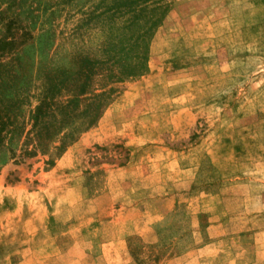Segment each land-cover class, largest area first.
Masks as SVG:
<instances>
[{
  "label": "rangeland",
  "instance_id": "1",
  "mask_svg": "<svg viewBox=\"0 0 264 264\" xmlns=\"http://www.w3.org/2000/svg\"><path fill=\"white\" fill-rule=\"evenodd\" d=\"M96 1L0 0V264H264V0H165L106 58Z\"/></svg>",
  "mask_w": 264,
  "mask_h": 264
},
{
  "label": "trees",
  "instance_id": "2",
  "mask_svg": "<svg viewBox=\"0 0 264 264\" xmlns=\"http://www.w3.org/2000/svg\"><path fill=\"white\" fill-rule=\"evenodd\" d=\"M69 1V0H62ZM165 0H97L94 4V7L88 12L85 13L82 20L89 17L93 14L94 26L101 32V38L105 41L104 46L96 48L95 54L102 57H108L115 54V46L117 41L129 40L132 36H135V39L138 41V44L142 45L147 37L149 36L150 31L158 26L161 18L166 13V6L163 5ZM138 4L136 8H131L132 5ZM132 16H138V23L130 20ZM127 17V18H126ZM13 19L10 18L6 31H10L11 22ZM143 21V22H141ZM93 25V24H92ZM15 29V28H12ZM22 29V28H20ZM19 29V30H20ZM72 29L68 35L65 36V39L68 40L67 43L71 44L74 36V31ZM28 32H20L19 38H29ZM14 34L10 38H1L0 37V52H5L9 49L14 42L16 41ZM9 39V40H8ZM104 43V42H103ZM139 50L140 59H142L143 46ZM105 58H101L103 61ZM143 67L140 66L138 72H141ZM137 72L131 70L128 74H125L126 77L137 76ZM112 92V89L107 91H101L99 94L94 95L93 100L98 102V105L106 103L108 100V95ZM45 102H49L46 98L42 97L39 105L34 110V117L40 118L43 115V105ZM91 101L89 103H92ZM95 114L89 113L86 116L87 127L91 125ZM8 118V114L4 112V108L0 107V132L2 131L3 126L5 125L4 120ZM13 156V153L10 156ZM11 156V157H12Z\"/></svg>",
  "mask_w": 264,
  "mask_h": 264
},
{
  "label": "crops",
  "instance_id": "3",
  "mask_svg": "<svg viewBox=\"0 0 264 264\" xmlns=\"http://www.w3.org/2000/svg\"><path fill=\"white\" fill-rule=\"evenodd\" d=\"M114 252L115 251L112 248L107 250V254L111 255V257H113Z\"/></svg>",
  "mask_w": 264,
  "mask_h": 264
}]
</instances>
